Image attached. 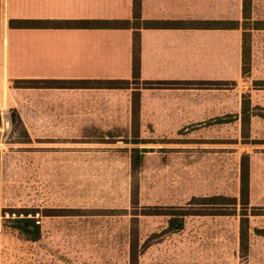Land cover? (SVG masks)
<instances>
[{
  "label": "rangeland",
  "instance_id": "374dc122",
  "mask_svg": "<svg viewBox=\"0 0 264 264\" xmlns=\"http://www.w3.org/2000/svg\"><path fill=\"white\" fill-rule=\"evenodd\" d=\"M262 21L264 0H251L242 23L252 46L250 72L235 88L255 113L264 110V88L254 87L264 81V30L256 29ZM113 132L21 143L23 127L1 120L0 264H129L132 243L139 264H264V237H252L249 253L241 255L237 216L189 217L183 230L166 233V217L142 215L151 206L189 207L196 197H238L244 156L263 195L260 116H252L247 143L240 119L189 123L174 135ZM134 149L143 155L137 171ZM13 212L39 215L38 241L18 233L17 219L5 216ZM256 220L264 226V217Z\"/></svg>",
  "mask_w": 264,
  "mask_h": 264
},
{
  "label": "crops",
  "instance_id": "0c3cea01",
  "mask_svg": "<svg viewBox=\"0 0 264 264\" xmlns=\"http://www.w3.org/2000/svg\"><path fill=\"white\" fill-rule=\"evenodd\" d=\"M141 16L239 27L141 28L139 88H96L88 82L132 81L134 29L20 28L17 21H132L133 0H0L1 120L16 111L30 137L49 138L105 136L123 127L137 136L146 129L174 135L189 123L239 115L243 0H141ZM135 91L140 108L134 115ZM248 208L258 211L248 213L249 253L251 238L264 237V226L254 224L264 217V194L256 193L251 169Z\"/></svg>",
  "mask_w": 264,
  "mask_h": 264
},
{
  "label": "trees",
  "instance_id": "16d2710c",
  "mask_svg": "<svg viewBox=\"0 0 264 264\" xmlns=\"http://www.w3.org/2000/svg\"><path fill=\"white\" fill-rule=\"evenodd\" d=\"M251 15V0H243V18L244 21L248 20ZM20 28H33L39 26H81V27H102V28H132L134 29L133 37V60H132V81H90L88 85L95 86L96 88L107 89H128L131 85L140 84L141 73V36L139 30L141 28H169V27H183L194 26L198 28H238L239 24L222 23V22H197V23H168L162 21H143L141 16V0H133V20L125 21H101V22H69V21H17ZM256 29H264V21L256 25ZM249 35L243 36V75L250 72V48ZM173 85L175 83H153L146 82L143 85ZM254 87L256 89L264 88V81H255ZM138 89L139 87H134ZM132 106L134 115L140 108V94L135 91L132 97ZM253 115H258L264 120V110L261 113H255L252 110L250 100L245 96L243 97L242 108L239 115L229 116L226 118H218L211 123L223 124L240 119L244 143H247L251 131V118ZM135 122V120H134ZM1 123V118H0ZM11 123L13 125H20L24 130V141L21 143H30L31 138L24 127V124L16 111H11ZM137 137V135H136ZM134 143L141 144L143 141L136 140ZM140 149H134V164L133 171L139 169V163L143 155L139 152ZM246 158V159H245ZM249 193H250V166L249 157L244 156L242 160L241 176H240V193L238 197H229L225 195H215L209 197H196L192 200L189 207L171 206V207H146L142 215L144 216H163L167 218L166 233H175L183 230L186 221L189 217L196 216H237L239 218V239H240V253L245 256L249 250ZM28 214V212H27ZM25 214V215H27ZM254 214H258V211ZM18 233L25 236L31 241H38L41 238L40 226L36 224L34 219L24 218L17 219L13 222ZM137 244H130V260L129 264H139L140 252L137 251Z\"/></svg>",
  "mask_w": 264,
  "mask_h": 264
},
{
  "label": "built area",
  "instance_id": "2783aa9c",
  "mask_svg": "<svg viewBox=\"0 0 264 264\" xmlns=\"http://www.w3.org/2000/svg\"><path fill=\"white\" fill-rule=\"evenodd\" d=\"M5 216H6V218H12V219L31 218V219L36 220L37 225L40 224L39 215L37 213H36V215H33V214H27V215H25L23 213L17 214L15 212H13L11 214L7 213ZM0 233H1V227H0Z\"/></svg>",
  "mask_w": 264,
  "mask_h": 264
},
{
  "label": "water",
  "instance_id": "95a60500",
  "mask_svg": "<svg viewBox=\"0 0 264 264\" xmlns=\"http://www.w3.org/2000/svg\"><path fill=\"white\" fill-rule=\"evenodd\" d=\"M0 140H1V133H0Z\"/></svg>",
  "mask_w": 264,
  "mask_h": 264
}]
</instances>
